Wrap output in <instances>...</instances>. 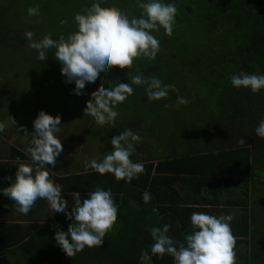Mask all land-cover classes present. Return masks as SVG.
<instances>
[{
	"label": "trees",
	"instance_id": "1",
	"mask_svg": "<svg viewBox=\"0 0 264 264\" xmlns=\"http://www.w3.org/2000/svg\"><path fill=\"white\" fill-rule=\"evenodd\" d=\"M88 1L90 7L93 0ZM31 2L38 8V13H45L56 7V0ZM175 2L177 13L173 29H177L179 34L177 40L169 41L168 44L175 46L177 54H172L170 60H166L163 57L167 48L160 44V50L154 59L140 56L133 60L130 70L128 68L122 70L115 66L109 69L103 79V82H106L102 88H108L115 85L113 76L127 77L128 72L131 76L132 73L154 76L159 78L162 84L170 85L175 79L174 76H186L180 77V80L177 78L178 84L174 87V92L169 89L165 98L149 101L145 92L143 96V87L136 86L132 94L115 108L119 114H125L124 117L116 118L115 126L120 128L119 131L129 128L142 138L141 128H144L146 133L154 132L158 136L161 133L162 136H166L164 145L156 148V143H153L149 148L153 154L149 152L150 155L145 158L140 155L142 147L145 150L147 146L136 144V151L132 156L135 162L141 157L142 160L139 162L144 165L143 173L139 174L138 178L126 181L116 180L111 173L101 175L94 170L85 172L69 169L70 172L63 165L59 166L58 163H62L59 161H56L55 165H46L50 171L49 179L62 185V196L69 204L67 209L69 216L75 207L72 203L74 193H79L81 199H84L87 198L88 192L97 186L105 190L111 189L112 198L118 208L117 220L113 228L106 233L103 244L100 247L86 246L73 257L64 255L55 243V232L67 233L70 228L62 213H55L51 220L46 218L42 223H27L25 226L0 221V264H174L173 258L168 254L162 258L151 255L150 245L153 240L150 229L162 228L164 224H168L170 225L168 235L174 241L183 243L185 235L192 231L191 214L219 213L217 207L220 206L223 192L233 188L242 189L240 191L242 197L235 199V202H227L231 208L240 207L239 213H236L230 222L235 237V264H264L262 248L264 202L262 205L259 204V201H264V182L259 180L264 179V176L260 175L264 172V138L258 137L255 133L259 120L264 118V89L253 93L250 89L233 87L230 82L231 75L241 71L248 74H264V0H175ZM2 4L4 5L3 2ZM58 6L63 4L59 3ZM101 6L114 7L117 10L127 8L126 13L129 16L130 14L139 16L138 12H141L136 0H103ZM6 10L12 12L11 8H6V4L0 11V70L3 73L0 81H5V77L11 68L13 69L11 62L8 63L12 58L2 57L5 54L9 56L20 54L24 47H30L29 41L24 37L26 28L33 30V40L36 41L46 34L49 35L46 32L41 36L40 22L34 24L33 20L29 19L28 23L20 21L21 23L17 24V17L7 16L4 21L3 15ZM155 33L160 34L165 40L170 36L165 35L161 29ZM9 46L10 49L7 50ZM168 49L173 51L172 47ZM36 52L37 50L34 53ZM53 53L50 58L54 63L56 59ZM180 67L186 69L187 73H176ZM197 69L201 76L195 79L197 74L193 71ZM109 74L111 76H108ZM50 75V87L52 86L55 95L53 99L59 102L56 108H53L54 112L58 111L62 104L68 105L66 99L72 100L70 95L75 96L72 91L75 85L74 82H66L65 76L60 79L56 73ZM56 81L70 87L69 95L65 92L67 88L64 89ZM17 85L16 81L15 86ZM28 86L29 84L20 94L23 100L29 93ZM14 90L16 88L0 82V123L11 127V130L17 133L14 134L17 137L14 145L6 147L2 140L0 143V188L11 183L5 177L14 179L19 164L26 162L25 164L36 166L16 145L23 141V144L26 143L25 149L29 146L33 124L29 125L31 122L27 120L28 123L21 124L20 127L14 125L20 116V113L17 115L16 113L25 110L30 103L26 101L20 103V100L12 98L6 103L4 93ZM85 90L89 92L87 96L94 94L86 84L78 99L86 96ZM178 96L187 99L188 103L177 106ZM41 102L39 107L44 103ZM73 103L78 107L69 104L73 106V110L69 117L60 120L62 131H68L69 126L71 129L78 128L77 124L71 126L74 122H71L70 118L76 119L77 114L83 111V106L87 105L83 100ZM7 106L11 108L6 110ZM34 107L37 110L35 105ZM213 109H218L219 111H216L218 113H212ZM168 111L177 112L179 116L171 121L167 116ZM182 113L186 114L183 119L180 115ZM207 115L206 120H211L212 117L215 120L209 128L202 129L203 138L205 139V134L206 138L208 135L210 142L208 146L203 145L200 150H196L197 148L191 150L190 141L197 140L200 129L204 127L202 119ZM163 116L166 121L163 120ZM193 124L196 125L195 129ZM168 128L170 131H167ZM80 129L87 130L90 139L95 140L99 146L112 150L113 146L107 135L101 140L99 132L92 137L89 127ZM102 130L107 131L104 128ZM21 132L22 137L18 135ZM174 138L176 139L173 141ZM241 139L245 143H239ZM179 140L183 147L180 151L175 150ZM200 145L197 144L198 147ZM2 155L4 158H1ZM249 182L253 183L251 192ZM145 191L151 194L148 203L142 200ZM226 196L229 199L231 195ZM46 202L45 199L38 198L27 214L22 213L23 216L35 218L36 212ZM203 204L209 205L212 211L200 206ZM259 205L263 208L259 209ZM1 209L16 210L14 201L3 193H0ZM239 244L246 246L247 251L237 249ZM142 252H148L150 259L141 261Z\"/></svg>",
	"mask_w": 264,
	"mask_h": 264
},
{
	"label": "clouds",
	"instance_id": "2",
	"mask_svg": "<svg viewBox=\"0 0 264 264\" xmlns=\"http://www.w3.org/2000/svg\"><path fill=\"white\" fill-rule=\"evenodd\" d=\"M103 0H93L90 7L84 8L73 16L76 30L59 35L53 39L44 35L40 40H33V32L27 31L24 37L29 46L37 50L38 59L45 61L48 50L55 49V59L61 64L60 72L66 82H74L75 95H81L85 85H95L113 66L131 69L134 58L144 56L154 59L160 50V41L153 32L163 28L165 35H171L175 24L177 6L175 0H136L142 10L139 16H129L114 7H102ZM38 8L29 7V16L37 15ZM61 24L66 21L61 20ZM129 76V72L127 73ZM233 87L250 89L253 93L264 89V74L239 72L231 75ZM132 84L144 86L147 100H159L168 96V90L174 85L162 84L154 76L144 73L131 76V83H116L108 88H101L87 102L85 116L90 117L100 126L115 125L119 113L116 106L132 94ZM184 97H177V106L187 104ZM33 131L29 146L26 148L36 165L21 163L16 167L14 179L5 177L11 183L0 188L10 200L14 201L16 210L27 214L35 201L45 199L50 209L62 213L70 224L68 232H55L56 246L68 257H73L86 246L100 247L104 237L113 228L117 220V205L112 198L111 189L95 187L88 192L87 198L81 199L74 193L72 203L75 205L71 216L67 209L69 204L62 196V185L49 179L50 171L46 165H55L56 158L62 152L59 115L53 116L44 110L39 111L33 120ZM0 123V133L5 129ZM27 132V130H25ZM255 133L264 138V118L260 119ZM141 137L131 129H125L111 138V151L104 152L102 159L92 158L85 164L103 175L111 173L116 180L131 181L143 173L144 165L130 157L136 151V144ZM239 143L245 141L241 139ZM142 200L148 203L151 194L145 191ZM232 214L212 215L205 212H193L190 216L192 231L186 234L184 242L179 243L168 235L170 225L152 227L150 235L151 255L162 258L165 254L173 258L174 264H235V237L231 231ZM73 220L75 221L73 223ZM150 259L148 252H142L141 261Z\"/></svg>",
	"mask_w": 264,
	"mask_h": 264
},
{
	"label": "rangeland",
	"instance_id": "3",
	"mask_svg": "<svg viewBox=\"0 0 264 264\" xmlns=\"http://www.w3.org/2000/svg\"><path fill=\"white\" fill-rule=\"evenodd\" d=\"M2 2L4 3V5L2 4ZM59 3H62L63 6H58ZM6 4V8H11V11H7L5 12L4 16V21H5V16L13 18V17H17V24H20L22 22H27L28 20H33L32 23L34 24H38L40 22L39 25H41L40 27V31L41 36L44 35L46 32L49 33V35L53 38L56 39L59 37V35L61 34H67L69 32L75 31L76 30V25L75 22L73 21V16L75 13L77 12H81L84 8L88 7L89 5V1L88 0H56V7L54 8V10H50L47 11L45 13H38L37 15H33V16H29L27 14V9L29 7H35L33 6L31 0H0V11L3 9V6H5ZM9 4H11V6L9 7ZM127 8L120 9L119 11H123L126 13ZM142 11V10H141ZM3 14V12L1 13ZM127 14V13H126ZM138 14L140 15L141 12H138ZM128 15V14H127ZM133 14H130V16H132ZM129 16V15H128ZM129 16V18H131ZM61 20L66 21L65 24H61ZM25 30L27 31H33L30 30L28 28H26ZM163 31V29H161ZM177 29H173L172 33L170 36H168L165 40V38L161 37L160 35H158L157 33L153 35L160 41V44L164 45L167 48V51H165V56L163 58H165L166 60H170L172 54L175 55L177 54V50L175 48V46L173 47V45H169V41H174L178 39V34L179 31ZM166 37V36H165ZM172 47V49H168ZM10 49V46L7 47V50ZM7 50H3V51H7ZM54 49H49L47 54L48 57L45 61H41L38 59L37 56V52L34 53L36 51V49L30 48V47H24V49L21 51L20 54H15V55H11L9 56L8 54H5L2 59H6L8 57H11L12 59L10 61H8V63L11 62V66L13 67V69L11 68V70L8 73V76L5 77V81L1 80L0 82H2L3 84H5L6 86H10L11 88H16V90H14L13 92H6L4 94H6V98H4V100H6V103L10 101V99H17L20 103H22L21 101H26V102H30L27 105V108L25 110H22L21 112L18 111L16 113V115L18 113H20V116L18 117V119H16L17 121L14 123L15 126L20 127L21 124H26L27 120H29L31 123L29 125H32L34 118L38 115L39 111L44 110L45 112H47L48 114L51 115H59L60 120L61 119H66V117L70 115V113L73 110V106H69V104H73L74 105V101L76 102L77 100H83L84 102H88L89 100L92 99V95L87 96V94L89 93L87 90H85L86 96L78 99L79 96L78 95H70L72 100L66 99L67 104L65 105H61V108L58 111H54L53 112V108L55 109L56 106L58 105L59 102H57L56 100L53 99V97L55 96L53 93V89L52 86L50 87V74L51 73H56L60 79H62L64 77V75L61 74L60 72V68H61V64L57 61L54 60V63L51 61L50 56L52 55ZM34 53V54H33ZM139 58V57H137ZM136 59V58H134ZM164 59V60H165ZM176 65H178V63H176L175 61H173ZM6 65V64H4ZM9 66V65H8ZM115 66H113L112 68H114ZM1 68V67H0ZM10 68V66H9ZM111 68V69H112ZM190 68V67H188ZM123 70V69H122ZM181 70V71H180ZM186 69H183L182 67H180L179 69H177L176 73H187L185 71ZM55 71V72H54ZM11 72V73H10ZM193 73L197 74L195 76V79L199 78V75L201 76V74H199V70L197 69L196 71H193ZM1 74H3L0 70V76ZM132 75H134V73H132ZM108 76H111V74H109ZM118 76V75H116ZM114 77V84H116L117 82L119 83H131V75L127 76V77ZM105 75L102 76L95 85H89V88L92 89L94 91V94H97L99 92V90L102 88V86L104 85V83L106 81L103 82ZM180 77H186L185 75H179V76H174L175 79L172 80L171 85H174L175 87L178 84V80H180ZM191 77V75H190ZM56 77H54L55 79ZM178 78V80H177ZM192 78V77H191ZM118 79V80H117ZM192 80H194L192 78ZM16 81L18 82V85L15 86ZM164 81V80H163ZM56 83H58L59 85L63 86L64 89L67 88L65 90V92L68 94V92L70 91V87H68L67 84L62 83L60 81H56ZM28 89H29V93L26 95L27 97H25V99L23 100L22 97L20 96L21 92L25 91V86L28 85ZM136 86H142V85H135L132 84V88H135ZM143 87V96H144V86ZM172 92L173 89H170ZM1 94V93H0ZM38 95V96H37ZM69 95V94H68ZM41 101H44L42 107L41 106ZM53 101V102H52ZM61 101V100H60ZM33 105H32V104ZM2 104V103H1ZM34 105L37 107V110L35 109ZM74 107H78L75 106ZM11 108V106H7L6 110H9ZM40 108V109H39ZM75 108V109H76ZM85 108L86 105L83 106V111H80L77 116L76 119H74L73 117L70 118L71 122H74L71 126H78V128H74L71 129L72 127L69 126V130L68 131H62L61 130V124L59 125L60 131L59 133H57V136L59 139H61V143H62V152L59 154V156L56 158V161L62 162V163H58L59 166L63 165L64 168H68L71 171H91V168L85 169V164L92 158H96V159H102L104 152L107 151H111L110 148L108 147H101L99 146L95 140L90 139V137L88 136V131L83 129V131H81V127H89L90 128V135L92 137L96 136V133L99 132V137L102 140L104 135L108 136V139L111 140V138L115 135H118L120 128H118L117 126H112V125H104V126H100L98 124H96L94 121L92 122V120L88 119L85 114L83 112H85ZM216 111H219L218 109L212 111V113H218ZM84 114H82V113ZM54 113V114H53ZM82 114V115H81ZM189 114V113H188ZM124 113L123 115L119 114V117H124ZM182 119L185 117V113L180 114ZM167 116L169 118V120L173 121L175 120V118H177L179 116V113L177 112H170L168 111ZM208 117L205 116V118H203V125L204 127H202L199 131L197 140L195 141H190V144L192 146L191 150H194V148H197L196 150H200L203 145L208 146L207 144H209L210 142V137L207 135V139H206V134H205V139L203 138L204 134L202 132V129L207 128V122L205 123L206 118ZM164 118V116L162 117ZM213 119V117L211 118ZM163 120L166 121V119L164 118ZM75 121L79 122L76 123ZM210 124L213 123L215 120H209ZM28 123V122H27ZM61 123V122H60ZM95 123V125H94ZM116 124V123H115ZM93 125V126H92ZM195 124H193V128L195 129ZM102 128L106 129L107 131H103ZM122 129V128H121ZM125 129H129V128H125ZM124 129V130H125ZM33 130V127H32ZM123 130V131H124ZM142 130V134L143 137L141 138V140L138 142L139 145H145L147 146V148L144 150V148L142 147L141 152L142 154L140 156H143V158H145L146 156L153 154L151 152V150L149 148H151L153 146V143H156V148L162 147V145H164V141L166 139V136H162V134L160 133V135H156L154 132H150V133H146L147 131H144V128H141ZM167 131H170V128L167 129ZM208 131V130H207ZM116 132L118 134H116ZM3 133H5L3 135ZM17 133L13 132V130H11V127L7 126L5 127L4 131L2 133H0V136L3 135L2 140L6 142V147H8L9 145H14L15 139ZM20 137H22V132L18 134ZM176 138L172 139L173 141ZM207 140L208 142L204 141ZM21 140V139H19ZM24 142L21 141V143H16L17 147L22 150L25 154H27V156L29 157L30 160L31 156L30 154L27 153L26 149H25V144H23ZM201 144L200 147L197 146V144ZM98 145V147H97ZM2 147H4V145H1ZM175 147V146H174ZM212 148V147H210ZM182 143L179 140V142L176 144L175 150H182ZM149 150V151H148ZM174 150V151H175ZM190 150V151H191ZM150 152V153H149ZM138 158V156H136ZM134 161V157L132 156L131 158ZM141 159V157H139L136 161L139 162ZM26 163V162H24ZM57 163V162H56ZM142 163V162H141ZM29 164V163H28ZM33 164V161H32ZM69 170V171H70ZM70 171V172H71ZM261 176H264V172H262V174H260ZM259 180L264 182L263 178H259ZM242 189L236 188V190H229L231 192V197H236V199L240 196V191ZM239 194V195H238ZM264 201H259V204L262 205ZM258 206L259 209H262L263 207ZM255 209V207H254ZM56 212H54L52 209L49 208L48 203H44L39 210L36 212V216L35 218L30 219L27 216H22L19 215L18 213L15 212H11L7 215H5V221L8 223H13V222H18L19 224H22L25 226V224L27 223H33V222H39L42 223L44 222V220L46 218H49V220H51L54 216ZM251 211L248 212V214L250 215ZM4 219V218H3ZM258 223H261L262 221H257ZM264 224V221H263ZM262 231V228H261ZM263 232V231H262ZM264 243V242H263ZM262 243V245H263ZM240 248L239 250H243V251H247V247L244 246L243 244H239V246L237 247V249ZM264 248V246L262 247Z\"/></svg>",
	"mask_w": 264,
	"mask_h": 264
},
{
	"label": "crops",
	"instance_id": "4",
	"mask_svg": "<svg viewBox=\"0 0 264 264\" xmlns=\"http://www.w3.org/2000/svg\"><path fill=\"white\" fill-rule=\"evenodd\" d=\"M161 29H163V28H161ZM158 34V33H157ZM158 35H160V34H158ZM211 120H213V119H211ZM207 122V128H209L210 127V121L209 120H207V121H205V123ZM206 128V129H207ZM5 133H3V135H4ZM3 135L2 136H0V137H2L3 138ZM2 138H0V143H1V140H2ZM17 138V137H16ZM4 139V138H3ZM207 139V138H206ZM3 141V140H2ZM204 141H206V142H208L207 140H204ZM5 142V141H4ZM6 143V142H5ZM25 145H26V143H25ZM1 158H4L3 157V155L1 156ZM69 170V169H68ZM249 184V189H250V192L251 191H253V183H251V182H249L248 183ZM233 190H236L235 188H233ZM225 193H228L229 195H231L230 194V191H227V192H223V194L224 195H222V197L220 198V201H221V203L219 204L220 206L219 207H217V209H219L220 211H219V213H212V215H216V216H219V215H227V214H232L233 215V217L235 216V214L236 213H239V208L240 207H233V208H231V207H229V204L227 203L228 201L229 202H231V201H233V202H235V199H236V197L234 198V197H229V199H228V196H226V195H228V194H225ZM240 193V192H239ZM239 195V194H238ZM225 196V197H224ZM240 196H241V194H240ZM239 196V197H240ZM242 197V196H241ZM231 198V199H230ZM200 206H202L203 208H205V209H207V208H209V210L210 211H212V209H211V207H209V205H205V204H203V205H200ZM249 206H251V202L249 201ZM11 212H15V213H18L19 215H22V213H20V212H18V211H16V210H13V209H10V210H4V209H1L0 210V221L1 222H6L5 221V215H7V214H9V213H11ZM4 218V219H3ZM235 218V217H234ZM231 222V221H230ZM229 222V223H230ZM13 223H18V222H13ZM19 224V223H18ZM251 225V224H250Z\"/></svg>",
	"mask_w": 264,
	"mask_h": 264
}]
</instances>
